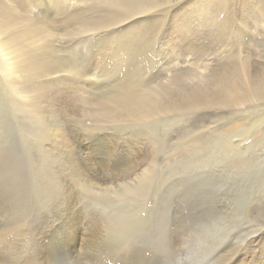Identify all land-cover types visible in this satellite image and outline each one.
I'll list each match as a JSON object with an SVG mask.
<instances>
[{"label":"rangeland","instance_id":"obj_1","mask_svg":"<svg viewBox=\"0 0 264 264\" xmlns=\"http://www.w3.org/2000/svg\"><path fill=\"white\" fill-rule=\"evenodd\" d=\"M42 1L0 0V24L37 37L14 42L17 75L0 49V264H171L197 242H215L203 264H264V0H139L133 27L152 32L129 53L114 40L136 11L69 0L54 18ZM206 3L195 42L178 37ZM226 80L248 96L220 93ZM149 94L172 104L128 109Z\"/></svg>","mask_w":264,"mask_h":264},{"label":"bare ground","instance_id":"obj_2","mask_svg":"<svg viewBox=\"0 0 264 264\" xmlns=\"http://www.w3.org/2000/svg\"><path fill=\"white\" fill-rule=\"evenodd\" d=\"M27 2H31L32 4H35V3H38V4H41V0H26ZM133 1H135V0H133ZM133 1H131V0H110V2H111V4H114V5H116V6H118V7H120L121 9H123L125 12H126V10H128V11H136L137 13L135 14V17L136 18H134V19H132L131 21L129 20V22H126L125 24H124V26H123V28H122V33H123V35L125 36L124 38H122V39H115L114 41L115 42H117V50H118V53H129L130 52V50H133L134 48H135V44L137 43V44H140L141 45V47H142V49H144L143 51H145V52H148V51H146V48L149 46V36H150V34H151V32H152V30L150 29V27L148 28V26L146 27V29H144L143 31H141V32H138L134 27H133V25L135 24V23H138V22H141V21H143V18L141 19V17H142V15H143V13L144 12H146L145 11V9L146 8H143L144 7V5L145 4H142V3H140V2H138L139 0H136L135 2H133ZM141 1V0H140ZM186 1V0H185ZM195 1V0H194ZM197 1V0H196ZM43 3L45 2V4H44V7H45V9L48 11V13H50V15L52 16V17H54V18H56L55 16H56V13L58 12V10H60L61 9V7L63 8L65 5H69L70 6V9H72L71 8V6H72V4H73V2L72 3H70V1L69 0H43L42 1ZM90 2V1H89ZM96 2V1H95ZM102 2V1H101ZM108 2V1H107ZM192 2L193 1H189L188 3H187V1H186V3H187V5H186V7H188L190 4H192ZM91 3V2H90ZM103 3V2H102ZM176 3H178V2H176ZM186 3H183V4H176L175 5V7H173L172 6V8H174L173 10H171L170 12H169V14H170V17L171 18H173L174 16V14L176 13L175 11L177 10V9H183V8H185V7H183ZM198 3V2H197ZM203 3H205L204 1H203ZM98 4V3H97ZM105 4V3H104ZM103 4V5H104ZM109 4V3H108ZM146 4H148V3H146ZM199 4V3H198ZM207 4V3H206ZM102 5V7H104ZM160 5V4H159ZM194 5V4H193ZM106 6V5H105ZM107 6H109V5H107ZM113 6V5H112ZM169 6V5H168ZM111 7V6H110ZM104 8H107V7H104ZM209 8L210 9H212L211 8V6H209L208 4H207V9H204V7H200L199 8V6L197 5V7H190L189 9H188V12L186 13V15H184V16H182L181 15V17L179 18V20H178V22L180 23V24H177V25H175L176 27H177V33H178V37H180V36H183V35H185V32L186 31H189L190 32V35L189 34H187V35H189V41H193V42H195V39L196 38H194V37H196V36H194V33L196 34L197 32H196V30L198 29V28H200V23H203V21H206L208 18H210L209 17V14L211 13V11L209 10ZM140 9H143L142 11L140 10ZM151 9V8H150ZM68 10H69V7H68ZM109 10V9H108ZM139 10H140V12H139ZM180 10V11H181ZM64 11V10H63ZM98 11H100V10H98ZM60 12V11H59ZM58 12V13H59ZM62 12V11H61ZM60 12V13H61ZM65 12H67V11H65ZM69 12V11H68ZM112 12V11H111ZM119 12V11H118ZM152 12V11H151ZM175 12V13H174ZM63 13V12H62ZM69 13H71L72 14V11H70ZM68 13V14H69ZM149 13V12H148ZM147 13V14H148ZM174 13V14H173ZM184 12H182V14H183ZM101 14V16L103 15L102 14V12L101 13H99V15ZM105 14V13H104ZM142 14V15H141ZM145 14V13H144ZM157 14V13H156ZM177 14V13H176ZM141 15V17L139 18L138 16H140ZM150 15H152V14H150ZM178 15H180V13L178 14ZM122 17H120V15L119 14H117V13H109L107 16H104L103 15V17H105V19H104V22H108V24H110L111 25V23H113L114 21L116 22L118 19H124L125 18V15L123 16V15H121ZM144 16V15H143ZM18 17V16H17ZM70 17V16H69ZM21 18V17H20ZM53 18V19H54ZM61 18H62V16H61ZM61 18H59V19H61ZM64 18V17H63ZM67 18V17H66ZM226 18V17H225ZM224 18V19H225ZM15 19V18H14ZM22 19V18H21ZM70 19H72V18H70ZM70 19L68 20V22L67 23H69V21H70ZM129 19V18H128ZM152 19V18H151ZM212 19V18H211ZM211 19H210V22H211ZM19 20V19H18ZM48 20V19H47ZM58 20V19H57ZM93 20V19H92ZM154 20V19H153ZM173 20V19H172ZM174 20H176V18H174ZM213 20V19H212ZM219 20V19H218ZM60 21H62V20H60ZM63 21H65V18H64V20ZM62 21V22H63ZM72 21V20H71ZM146 21V20H145ZM151 21V20H150ZM156 21V20H155ZM154 21V22H155ZM53 22V21H52ZM58 22V21H57ZM66 22V21H65ZM96 22V21H95ZM104 22H101V26L102 25H104V26H106L107 25V23H104ZM153 22V21H152ZM178 22H174V23H178ZM220 22H222V21H220ZM19 23V22H18ZM46 23L48 24V22L46 21ZM55 23V22H54ZM171 23V22H170ZM170 23H169V25H170ZM173 23V22H172ZM204 23H206V22H204ZM223 23V22H222ZM221 23V24H222ZM27 24V23H26ZM65 24V23H64ZM152 24V23H151ZM154 24H156V23H154ZM211 24V23H210ZM214 24H216V23H214ZM224 24V23H223ZM18 25V24H17ZM46 25V24H45ZM50 25V24H49ZM71 25H72V23H71ZM97 25V24H96ZM220 25V24H219ZM23 26V25H22ZM26 26V25H25ZM24 26V27H25ZM51 26V25H50ZM109 26V25H108ZM131 26V27H130ZM151 26V25H150ZM166 26V25H165ZM204 26V25H203ZM210 26V25H209ZM218 26V24L216 25V27ZM30 27H32V26H30ZM154 27V26H153ZM206 27H208V26H206ZM212 27V26H211ZM222 27V26H221ZM220 27V28H221ZM246 27V26H245ZM8 28H11V29H13V32H14V35L12 36V37H10V38H8V39H3L2 41H0V49L2 50V51H6V50H9V56H11V60H7L6 61V66L9 68V70H10V72H11V74L12 75H17V73H18V69H17V67H16V65L18 64V61H19V58H20V56H19V54H18V50H17V48L15 47V45H14V42L16 41V40H20V41H22V40H25L26 39V37H28V35L27 34H29V35H31L32 34V36L29 38V42H30V40H35L37 37H34L33 35H36V33L33 31V30H30L29 32H27V34L26 33H24L22 30L20 31V30H18V29H16L17 27H16V24L12 21V20H9L5 25H1L0 24V32H3V31H6ZM39 28V27H38ZM43 28V27H42ZM77 28H79V27H77ZM81 28V27H80ZM155 28V27H154ZM173 28V27H172ZM202 28V27H201ZM200 28V29H201ZM210 28V27H209ZM215 28V27H214ZM218 28H219V26H218ZM217 28V29H218ZM223 28V27H222ZM11 29L9 30V31H11ZM20 29V28H19ZM168 29V28H167ZM234 29H236L237 30V28H235L234 27ZM25 30H26V28H25ZM37 30V29H36ZM42 30V29H41ZM151 30V31H150ZM173 30V29H172ZM202 30V29H201ZM200 30V31H201ZM211 30V29H210ZM235 30V31H236ZM241 30V29H240ZM150 31V32H149ZM225 31H226V29H225ZM225 31H224V33H225ZM232 31V30H231ZM234 31V32H235ZM12 32V33H13ZM193 32V33H192ZM220 32H223V31H220ZM227 32V31H226ZM237 32V31H236ZM35 33V34H34ZM42 33H44V32H42ZM166 33V32H165ZM171 33V32H170ZM177 33H176V35H177ZM199 33V36H200V32H198ZM229 33V32H228ZM159 34V33H158ZM162 34V33H161ZM160 34V35H161ZM204 34V33H203ZM244 34V33H243ZM43 35V34H42ZM186 35V36H187ZM205 35V34H204ZM219 35H221L220 33H219ZM229 35V34H228ZM37 36H39L38 34H37ZM153 36V35H152ZM169 36V35H168ZM172 36V35H171ZM202 36V35H201ZM237 36H238V34H237ZM246 36V35H245ZM244 36V37H245ZM198 37V36H197ZM203 37V36H202ZM205 37V36H204ZM203 37V38H204ZM173 38V37H172ZM176 38V37H175ZM206 38V37H205ZM222 38H223V35H222ZM228 38V37H227ZM152 39V38H151ZM163 39V38H162ZM165 39V38H164ZM167 39H169V38H167ZM178 39V38H177ZM176 39V40H177ZM219 39V38H218ZM224 39H226V36H225V38H223V40ZM178 40H180V39H178ZM28 41V40H27ZM154 41H156L155 39H154ZM173 41H175V39L173 40ZM228 41V40H227ZM32 42V41H31ZM31 42H30V44H31ZM163 42V41H162ZM197 42H199V41H197ZM201 42V41H200ZM200 42H199V44H200ZM229 42H230V40H229ZM33 44L35 43L34 41L32 42ZM110 43V42H109ZM109 43H106L105 44V48H106V50H107V53H108V55H109V52H108V46H109ZM152 43V42H151ZM155 43H157V42H155ZM172 43V42H171ZM179 43V42H178ZM232 43V42H231ZM33 44H31V45H33ZM174 44V43H173ZM190 44V43H189ZM193 44V43H192ZM195 44V43H194ZM198 44V43H197ZM196 44V45H197ZM170 45V44H169ZM168 45V46H169ZM182 45V44H181ZM203 45V44H202ZM199 45H197V47H198ZM200 46H201V44H200ZM206 46V45H205ZM204 47V46H203ZM176 48H179V47H176ZM5 49V50H4ZM203 49V48H202ZM178 50V49H177ZM142 51V50H141ZM172 51V50H171ZM152 53V52H151ZM167 53V52H166ZM169 53V52H168ZM153 54V53H152ZM158 55V54H157ZM101 60H105V56H101ZM11 61V62H10ZM178 61V60H177ZM181 61V60H180ZM184 62H185V60H184ZM178 63H179V61H178ZM181 63V62H180ZM188 63V62H187ZM234 70V69H233ZM232 70V71H233ZM261 77V76H260ZM258 80H259V78H258ZM262 80V79H261ZM236 80H226L225 82L228 84H224V83H222L221 85H219L220 87H219V92L220 93H222V94H225V95H231V96H233V98H235V99H238V100H243L245 97H247L248 95V90H243V89H237V88H235L234 86H233V84H234V82H235ZM221 83V82H220ZM263 91H262V93H264V85H263ZM121 91H122V89H120ZM122 93H124V91H122ZM110 95H114V97H120V95H116L115 96V93H111ZM110 95H105L104 97H106V99H110ZM123 97H124V99H125V102L126 103H130V102H132L133 101V99L134 98H138V96H136L135 94H132V93H125V94H123ZM139 99V98H138ZM192 100H193V102L194 103H197V104H199V103H205V102H210V98L209 97H207V96H203V97H200V96H194L193 98H192ZM173 102V101H172ZM170 102H166V101H163V100H161L160 98H154V96L152 95V94H149V102H147V101H144V100H141V101H139L137 104H135V105H130L129 106V110H131L132 111V113H135V114H140V115H146L147 114V111L149 110V111H153L154 113H158V112H162L164 109H167L168 107H170L171 106V104H169ZM174 103H177V102H173V104ZM175 106V105H174ZM188 111V110H187ZM143 168V167H142ZM143 170H144V168H143ZM146 174V173H145ZM143 175H144V173H143ZM214 243L215 242H207V243H204V245H200L199 246V249H197V247H198V245L200 244V242H197V243H195V245L193 244L191 247H189L188 248V250H187V252H186V254L184 255V257H179V255L177 256V257H175L174 259H172V261H170V263L171 264H203V262H202V260H204V258H207V254L206 253H209L210 254V247H212V245H214ZM214 264H218L217 262H215Z\"/></svg>","mask_w":264,"mask_h":264},{"label":"snow or ice","instance_id":"obj_3","mask_svg":"<svg viewBox=\"0 0 264 264\" xmlns=\"http://www.w3.org/2000/svg\"><path fill=\"white\" fill-rule=\"evenodd\" d=\"M177 2L179 3L180 0H177ZM253 240H254V238H251L246 243H244L243 245L238 247L237 250H236L235 255L239 256V255L243 254L245 251H247L249 245L252 243Z\"/></svg>","mask_w":264,"mask_h":264}]
</instances>
